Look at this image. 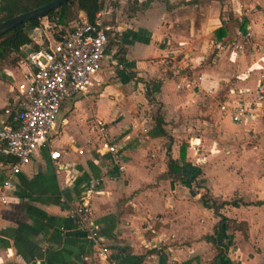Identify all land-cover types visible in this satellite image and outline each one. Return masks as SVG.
Returning <instances> with one entry per match:
<instances>
[{"label":"crops","instance_id":"crops-1","mask_svg":"<svg viewBox=\"0 0 264 264\" xmlns=\"http://www.w3.org/2000/svg\"><path fill=\"white\" fill-rule=\"evenodd\" d=\"M101 9L108 43L86 90L61 103L48 140L17 173L11 171L14 160L0 154V264H208L218 250L204 236L213 233L219 218L207 202L202 206L195 196L185 197L190 191L181 185L185 180L162 175L167 154L179 159L182 148L187 169L194 166L203 133L213 129L235 130L237 137L253 129L261 144L250 156L264 157V102L253 119L242 122L219 109L252 98L257 84L264 83V0H103ZM221 27L225 33L216 37ZM245 36L248 44L234 49L231 43ZM32 39L38 48L55 40L47 29ZM117 42L125 49L123 65L116 58ZM28 53L27 47L11 53L10 64L1 66L0 129L12 121L18 86L31 77ZM158 107L165 135L154 129ZM94 119L107 124L116 160L86 143L94 140ZM53 150L60 152L56 161L49 156ZM94 177L102 181L90 199L91 221L104 253L71 214ZM209 186V197L218 201L264 198V189L254 196L251 183L235 187L230 197ZM258 211L264 212V205L220 209L246 224L245 235L224 229L221 239L225 232L231 235L224 241L225 254L231 251L226 264H264L258 243L263 229L252 221ZM160 214L164 222L152 219Z\"/></svg>","mask_w":264,"mask_h":264},{"label":"built area","instance_id":"built-area-1","mask_svg":"<svg viewBox=\"0 0 264 264\" xmlns=\"http://www.w3.org/2000/svg\"><path fill=\"white\" fill-rule=\"evenodd\" d=\"M103 15V10H99L93 22L79 15L73 28L60 40L48 42L27 54L26 60L33 69L31 77L28 82L18 86L12 121H5L0 129V154L14 160L12 173H17L37 148L46 143L61 103L83 93L90 79L99 71L109 30L104 24ZM247 44V36L241 42L231 43L236 50H242ZM262 102L264 83L260 81L252 98L230 105L222 103L219 109L222 114L229 115L232 121L242 122L253 119ZM91 130L95 133L94 140L87 138L86 143L95 144L98 153L102 150L116 160L117 148L110 139L107 124L101 119H94ZM49 156L52 161H56L60 158V152L50 151ZM101 181V177L89 180L71 214L85 230L89 242L98 248V252L104 253L107 249L102 244L103 238L98 227L91 221L90 213L91 196ZM2 200L5 201V198L2 197ZM148 228L153 229L151 224H148Z\"/></svg>","mask_w":264,"mask_h":264},{"label":"trees","instance_id":"trees-1","mask_svg":"<svg viewBox=\"0 0 264 264\" xmlns=\"http://www.w3.org/2000/svg\"><path fill=\"white\" fill-rule=\"evenodd\" d=\"M52 0H0V22L13 17L17 14L26 12L36 7L42 6ZM103 0H67L56 9L48 12L46 15L31 19L27 22L16 25L9 29L4 34L0 35V60L4 59L11 53H18L24 47H27L29 52L37 49L38 46L33 43L32 33L39 27H42L41 20L46 19L48 24L56 29L53 34L55 40H60L64 34L70 31L75 25V15L79 11H83L86 19L93 22L96 13L102 8ZM71 22L74 24L72 25ZM71 24V25H70ZM225 33V28L221 27L216 30V37ZM117 34L113 35V39H116ZM113 39L110 43L113 44ZM118 51L116 58L118 64L123 65L125 61L124 53L125 49L120 43H115ZM122 69L118 70L120 73ZM134 77V73H130ZM146 96L152 100V92L147 91ZM153 120L155 122L154 129L157 134L165 135L163 126V117L160 114V107L156 110ZM190 166L184 159V149H181L179 159H173L170 154H167L166 172L162 175L163 178L170 179L172 181L188 180L183 173L185 169ZM207 198V199H206ZM206 201L213 209V213L217 216L218 222L213 227V233L205 235L204 239L214 246H216L218 252L208 264H226L227 257L224 251L225 244L221 241L223 231L225 228H230L232 231H240L242 234H246V224L244 222H237L234 219L227 218L220 213V209L225 205H232L238 207L240 205H264V198L257 199L255 201H244L240 197L232 198L231 200L218 201L212 197H206ZM221 239V240H220Z\"/></svg>","mask_w":264,"mask_h":264},{"label":"rangeland","instance_id":"rangeland-1","mask_svg":"<svg viewBox=\"0 0 264 264\" xmlns=\"http://www.w3.org/2000/svg\"><path fill=\"white\" fill-rule=\"evenodd\" d=\"M78 14L79 12L75 15L76 21L79 20ZM41 21L42 27L36 29L37 31L34 30L32 36L35 37L36 35H39L43 29H47L51 35L56 32V29L47 24L48 22L46 19H42ZM71 24L73 25L74 23L71 22ZM108 48L110 49L109 44ZM13 57V54H9L4 59L0 60V71L2 69L1 66L4 64H10ZM105 60L106 66L111 67V58L108 57L105 58ZM261 130L264 132V116L263 129ZM208 131L209 132H204L202 135L204 136V138L201 140L203 146H200L201 150L198 152L201 153L200 158H195L194 166L185 170L188 180H185L183 183H181V185L185 189L188 187L190 189L188 195L189 197L187 195H185V197L192 199V196H195L194 202L202 204L203 206V202L206 201V197H208L210 194V189H208V187H210L209 185L214 186L217 191H228L227 197H230L233 193H235L233 190L235 187H237L236 189H241L244 185H250V183L256 190L254 192V196L263 195L264 157L250 156V154H253V152L256 153V151L259 149L257 145L261 144L259 141L260 136H257L253 129L241 137L234 135L235 130H232L231 132L229 131L227 134H225V131H221L220 133L214 129ZM228 153H230L231 159H228ZM241 153H244V155L241 156ZM237 155L241 158H239ZM262 155H264V153ZM185 189L184 191H186ZM204 207H206V205H204ZM162 216L163 214H160L158 217H152V219L161 221L163 219ZM262 217H264V212L258 211L253 214L252 221L253 227H256L255 229H259L258 231L263 229V231L260 232L262 237L258 243L262 242V246L264 247V224H259V219ZM151 223H154V221ZM224 235L225 237L220 240L223 243L226 240L229 242L231 239L229 232H225ZM224 250H226V247H224ZM230 252V249L229 253L227 250V255H229ZM235 255L236 254H234V256ZM263 259L264 258H262V260Z\"/></svg>","mask_w":264,"mask_h":264},{"label":"water","instance_id":"water-1","mask_svg":"<svg viewBox=\"0 0 264 264\" xmlns=\"http://www.w3.org/2000/svg\"><path fill=\"white\" fill-rule=\"evenodd\" d=\"M67 0H52L42 6L36 7L34 9L28 10L26 12L17 14L10 17L2 22H0V35L4 34L9 29L15 27L18 24L27 22L34 18H39L46 15L48 12L56 9L61 4L65 3Z\"/></svg>","mask_w":264,"mask_h":264}]
</instances>
